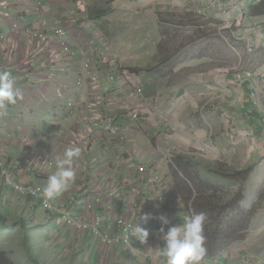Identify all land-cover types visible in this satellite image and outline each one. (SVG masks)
I'll return each mask as SVG.
<instances>
[{"label":"crops","instance_id":"crops-1","mask_svg":"<svg viewBox=\"0 0 264 264\" xmlns=\"http://www.w3.org/2000/svg\"><path fill=\"white\" fill-rule=\"evenodd\" d=\"M38 9L49 22L69 30L77 52L86 51L93 61L103 62L105 85L111 84L107 63L111 60H102L101 50L90 52L91 47L101 49L106 42L112 54L129 66L130 82L119 84V99H128L131 107L141 106L130 95L135 84L144 93L141 119L134 122L120 109L124 138L113 141L98 132L94 147L74 161L76 176L58 198L101 195L104 226L118 215L139 222L150 214L144 222L154 233L145 244L107 246L91 231L60 225L57 215L33 207L0 184V241L8 240L10 246L0 248V264L9 261L8 250L28 258L30 242L48 254L52 264H164V258L157 256L163 247L155 232L162 227L158 218L164 215L173 225L182 223L193 214L191 202L197 196L168 152L177 149L175 160L188 162L184 155L206 147L212 159L228 166L232 159L246 163L264 156V0H0V34L8 35L7 42H0V71L15 77L22 94L15 105L0 112V162L11 165L23 184L43 183L56 171V157L69 147L71 132L82 124L93 100L89 87L76 85L83 57L78 54L64 62L51 33L45 41L32 38V32L45 31ZM165 12L191 21L186 28L196 33L204 28L198 24L202 19L218 22L210 25L229 34V40L222 37L225 42H219L221 55L197 52L182 60L179 66L187 75L170 88L156 83L162 81L157 72L141 67L158 57ZM235 45L247 57L260 55L255 70H238L240 62H230L233 51L238 54ZM5 49L7 54L15 51L12 60L4 56ZM54 64H58L55 77L48 79L47 68ZM240 73H249L251 81L235 84L234 76ZM77 214L87 217L86 212ZM242 247L231 244L204 256L200 264H258Z\"/></svg>","mask_w":264,"mask_h":264},{"label":"rangeland","instance_id":"rangeland-1","mask_svg":"<svg viewBox=\"0 0 264 264\" xmlns=\"http://www.w3.org/2000/svg\"><path fill=\"white\" fill-rule=\"evenodd\" d=\"M168 14L169 13L165 12L161 18L163 23L161 26L163 38L159 44L158 57L150 64L141 66L146 70L157 72L162 77V81L156 83L166 88L175 86L178 81L184 80L183 78L186 77L187 74L182 72L183 69L179 64L182 60L187 58L188 55L200 52L208 56L216 57L222 54V47L219 46V42H225L222 37L229 40V34L225 32V30L217 29L210 25L214 23L219 24L216 21L200 19L198 24L204 26V28L201 32L196 33L191 28H186L191 26V21L184 19L185 17L182 21L180 20L181 17H178L177 13L173 12L171 15L175 18L176 22L173 23L172 21L174 19ZM103 39L104 36L100 34V40ZM232 41H234V39H232ZM105 45L110 47L106 42ZM126 45L128 46V43H126ZM235 46L238 47V54L236 55L233 51V58H230V62H240L237 66L238 70L243 68L255 70L254 67L261 62L260 55L253 54V56L247 57L241 53L242 51L239 45ZM110 58L117 63V66L128 69L129 66L121 63L114 54H111ZM177 69L178 71H176ZM140 70L142 71V69ZM184 156H186L188 161L192 162V168H187L186 170V167H184L183 169L181 168L182 170L179 169V172H181L185 178L186 175L183 171L186 170V173L196 180L194 185H199L201 189L205 190V196L200 197L199 201L196 202V209L194 208L195 203L192 204L193 213H201L202 210V213L206 214V221L204 223L205 236L212 234L215 230L218 231V226L222 228L221 230H224L226 226L233 225L236 229L235 237L241 239L233 242H223V248L231 244L237 246L242 243V249L246 250L258 264H264V156L256 161L247 160L246 163L232 159L229 160L230 166L212 159L213 155L206 147L191 150ZM198 160L209 161L211 165L196 166ZM215 162H220L222 165L224 164L220 169L224 175H228L230 170L232 172H240L239 170H241L242 167L244 168L247 166H251L252 171L247 178L229 177V179H225L214 176L212 173L208 175V169L213 168L214 164L212 163ZM193 163L195 165H193ZM185 164L187 163L185 162ZM239 195H242L241 200ZM240 201L243 211L242 216L240 210L236 209ZM206 203L209 204L208 207H205ZM12 227L13 226L10 225L8 228L10 232H12ZM38 234L39 233H37V235ZM30 238L29 236V239ZM34 245L31 242L29 243L30 255L28 258L26 257L25 259L24 257L17 256L15 253L11 252V250H8V253L11 254L8 255L9 263L5 262V256L4 259H2L4 260L2 263L52 264V259L48 254L46 255ZM0 248L4 250L10 248V246H8V240L0 241ZM11 249H15V247Z\"/></svg>","mask_w":264,"mask_h":264},{"label":"built area","instance_id":"built-area-1","mask_svg":"<svg viewBox=\"0 0 264 264\" xmlns=\"http://www.w3.org/2000/svg\"><path fill=\"white\" fill-rule=\"evenodd\" d=\"M41 13V25L45 31L32 32V38L38 41H45L48 35L51 33L53 37L57 39V45L60 58L65 62H69L74 59L78 54L83 57L81 75L77 81V87L87 86L91 89L93 94V100L87 107V112L83 115L82 124L71 132V137L68 146H78L81 148V154L89 152L95 144V136L98 132H101L107 137H111L113 141H120L124 138L125 129L118 123V112L120 109L127 111V116L137 122L142 117V98L143 88L138 84L134 85V90L130 95L131 99H137L138 104L141 106L131 107L128 104V99L121 100V90L119 84L127 81L130 82L131 72L127 68H121L117 66V63L110 58L112 52L111 48L104 46V49L91 47L90 52H98L102 54V60L110 59L109 64L111 73V84L105 85L102 78V66L103 62H95L88 57L86 51L77 52L70 41V32L64 26L59 23L49 22L44 16L41 9H38ZM8 35L0 34V42H7ZM4 56L13 59L15 51L5 49ZM252 50V47H249ZM57 65H49L47 68L48 79H53L57 71ZM58 71H60L58 69ZM65 74V69L62 70ZM245 81H251L249 73L235 74L234 83L240 84ZM255 95V93H254ZM68 107H74V104L69 102ZM55 126H60L59 122H55ZM264 143V139L262 140ZM177 153V149H172L168 152V159L171 163L174 162V155ZM32 163V160L28 161ZM144 172V169H141ZM16 170L8 165L6 162H0V184L6 188L14 191L17 195L27 199L33 207H39L48 214H55L58 216L60 225L68 228H74L77 231H91L102 239V242L107 246L116 247L120 245L133 247L136 243V237L132 233V226H141L146 229L147 225L144 220L139 222H133L132 220L118 215L111 221H108V225L104 226L105 218L102 213L103 197L101 195H95L91 199H80L78 196L69 195L67 197L58 198V196L48 200L41 194L42 188L46 181L40 184H23L16 178ZM155 198L151 197L149 203L153 204ZM78 212H86L87 217H81ZM168 226H165L167 230ZM158 228L155 232L161 235ZM154 233L149 232V235ZM139 242V241H138Z\"/></svg>","mask_w":264,"mask_h":264},{"label":"clouds","instance_id":"clouds-1","mask_svg":"<svg viewBox=\"0 0 264 264\" xmlns=\"http://www.w3.org/2000/svg\"><path fill=\"white\" fill-rule=\"evenodd\" d=\"M22 99L20 90L16 87L15 77L8 71H0V112L7 110L9 105H15ZM81 155V148L75 145L67 147L62 155L56 157V171L47 177L42 188V196L48 200L65 191L76 176L73 165ZM192 203V202H191ZM150 214L141 219L147 222ZM162 224L159 229L163 247L157 251L158 257L164 258V264H200L206 255V236L204 233L205 213H193L183 218L182 223L171 224L169 218L161 215L158 218ZM164 226H168L165 230ZM136 240L145 244L149 237L148 229L132 226Z\"/></svg>","mask_w":264,"mask_h":264},{"label":"trees","instance_id":"trees-1","mask_svg":"<svg viewBox=\"0 0 264 264\" xmlns=\"http://www.w3.org/2000/svg\"><path fill=\"white\" fill-rule=\"evenodd\" d=\"M186 157V156H183ZM187 164H185V162H183V158L181 157H177L175 160V164L176 167L180 170H182L184 167L187 168H192V163L190 161L186 162ZM199 165H211L210 162L208 161H197L196 166ZM223 167V165H221L220 163H216L214 164L213 168L208 169L210 171V173L214 174V176H218L221 178H225V179H229V177H241V178H247V176L251 173L252 171V167L248 166L243 170H240V172H232L231 170L228 172V175H224L222 174V172L220 171V169ZM182 168V169H181ZM186 170H184L183 172H185V179L189 182V184L191 186H193L196 190V194L197 196L193 199L192 204H194V208L196 209V202L199 201L200 197H203L205 195V190L201 189L199 187V185H194V183H196V180L194 178H192L190 175H188L186 172ZM240 196V200L242 199V195ZM241 201L238 203V205L236 206L237 210H240L241 212V216L243 215V211H242V207H241ZM205 207H208L209 204H205ZM198 209V208H197ZM202 212V210H201ZM222 228L220 226H218V231H214L212 234L207 235L206 236V255L205 256H213L219 252H221L222 250H224L225 248H223L224 243L227 242H233L236 240H240L241 238L235 237L236 235V229L235 226L233 225H229L226 226L224 230H221ZM224 242V243H223ZM1 257V256H0Z\"/></svg>","mask_w":264,"mask_h":264}]
</instances>
